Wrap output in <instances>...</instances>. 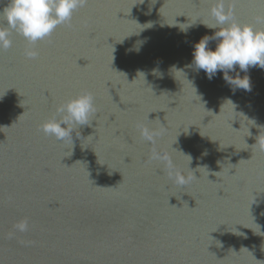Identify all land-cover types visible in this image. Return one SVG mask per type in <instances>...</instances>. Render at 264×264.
Masks as SVG:
<instances>
[{
	"label": "water",
	"instance_id": "1",
	"mask_svg": "<svg viewBox=\"0 0 264 264\" xmlns=\"http://www.w3.org/2000/svg\"><path fill=\"white\" fill-rule=\"evenodd\" d=\"M213 3L88 0L35 45L12 33L0 51V264H264V151L253 146L264 69L248 70L251 91H233L222 72L190 66L215 31L199 23L214 22ZM225 6L264 29V0ZM83 92L89 124L73 142L45 136L57 106ZM142 126L163 134L145 142ZM176 171L197 178L178 186Z\"/></svg>",
	"mask_w": 264,
	"mask_h": 264
},
{
	"label": "clouds",
	"instance_id": "2",
	"mask_svg": "<svg viewBox=\"0 0 264 264\" xmlns=\"http://www.w3.org/2000/svg\"><path fill=\"white\" fill-rule=\"evenodd\" d=\"M87 2L88 0H7L6 5L0 9V20L3 22L0 23V51L11 48L10 37L13 32L22 36L28 45H35L50 38L58 26H70L74 13L85 7ZM209 15L213 23H199L215 31L212 35H204L193 44L190 66L194 67L197 73L203 70L209 80L218 72H222L223 78L233 87V91L236 89L251 91L248 70L251 67L264 69V29L236 21L233 7H226L225 0H214ZM255 21L256 24H264V16H257ZM213 41L214 49L209 46ZM25 56L35 59L38 52L34 47H29L25 49ZM237 66L245 73L243 77L239 73L235 77L229 75L230 71H236ZM142 74L145 78L144 73ZM191 84L193 86L192 82ZM95 112L94 96L90 92H83L58 105L56 115L45 121L40 130L45 136L58 141L72 138L73 142L72 134L75 127L88 125ZM162 134L163 130L148 126L140 128L141 138L151 144H155ZM258 137L253 146L258 151H264V139ZM150 160L164 162L169 169L172 168L168 154L153 150ZM169 177L173 178L178 186H184L197 178L195 175L186 176L179 171L174 174L169 172ZM15 227L18 231H27L28 222L23 220Z\"/></svg>",
	"mask_w": 264,
	"mask_h": 264
}]
</instances>
